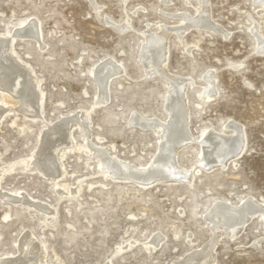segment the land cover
Segmentation results:
<instances>
[{
	"label": "rangeland",
	"instance_id": "rangeland-1",
	"mask_svg": "<svg viewBox=\"0 0 264 264\" xmlns=\"http://www.w3.org/2000/svg\"><path fill=\"white\" fill-rule=\"evenodd\" d=\"M257 1L208 0L212 24L226 36L211 29H192L180 38L173 31L167 37V71L191 82L185 100L194 142L176 156L178 167L191 171L190 183L159 181L142 189L114 181L103 176L96 159L83 150L68 152L61 161L64 176L58 183L73 188L79 182L76 197L60 198L47 178L13 171L4 175L1 188L45 202L55 213L46 217L0 200V255L15 253L17 238L29 231L45 244L47 264L108 260L111 264H172L210 241L212 230L204 216L216 201L227 200L233 206L245 196L264 201V55L250 32L256 24L257 35L264 39V9ZM198 2L0 0V34H14L22 22L37 21L41 45L16 37L13 52L38 83L43 120L55 123L88 112L91 144L100 139L117 159L144 166L157 154V135L130 124L131 118L136 113L165 121L168 86L145 72L140 58L143 32L146 26L155 34L159 26L186 24L183 17L196 16L202 6ZM109 58L122 73L109 80L107 102L93 107L99 90L92 71ZM209 74L214 82L210 91L215 93L206 99L203 92ZM230 121L242 127L245 151L225 169L206 172L199 165L197 138L204 129L229 135L231 130L224 128ZM42 126L40 120L20 114L2 121L0 169L31 154ZM82 135L77 128L71 132L78 149L85 145ZM218 231L215 264H264L261 218L248 221L233 239ZM157 235L162 237L159 247L146 250ZM126 245L130 246L114 254Z\"/></svg>",
	"mask_w": 264,
	"mask_h": 264
},
{
	"label": "bare ground",
	"instance_id": "bare-ground-1",
	"mask_svg": "<svg viewBox=\"0 0 264 264\" xmlns=\"http://www.w3.org/2000/svg\"><path fill=\"white\" fill-rule=\"evenodd\" d=\"M198 3L202 6L197 11L196 16L183 17L184 21H187L186 24L175 28L159 26L158 30L154 31L155 34H150L149 26H146L147 31L143 32L145 43L141 46L140 58L144 63L145 72L147 75L152 72L150 76L164 80L168 86L165 95V113L167 112L165 121L139 116L136 113L131 118L130 124L142 129H149L157 135V154L150 164L144 166H135L117 159L108 147L101 145L100 139H98L97 144H91L88 140L89 127L86 118L88 112L80 111L70 117H63L55 123H47L43 120L41 114L43 96L38 90V83L33 77L31 69L20 61L13 52L14 38L16 37L32 39L41 45L37 21L32 19L22 22L16 32H13L14 34L6 36L0 34V125L6 117L16 114L32 121L40 120L43 123L31 154L26 158H19L10 162L0 169V200L24 205L46 217L54 216V207L20 191H4L1 188V180L4 175L13 171L37 174L50 180L60 198H64L65 195L76 197L81 188L79 182L73 188L58 183L64 176L62 157L73 150H83L93 156L97 161L98 171L106 178L134 183L142 189L149 188L159 181L190 183L191 171L179 168L176 156L182 147L194 142L189 130V114L185 100V90L191 82L167 71L165 67L167 60L166 40L171 31L180 38L192 29H211L226 36L224 32L212 24L209 17L208 0H199ZM256 3L260 5L262 10L264 9V0H258ZM121 27L125 29V25H121ZM257 29L256 24H254L250 32L255 40H258L257 50L264 55V39H260L259 34L257 35ZM92 73L99 90L93 107L101 106L108 100L109 80L122 73V69L114 60L109 58ZM205 81L207 87L204 88L203 95L209 99L211 94L215 93V90L210 91L214 88L210 74L205 78ZM74 128H77L84 136L85 145L83 149H78L74 143L71 136ZM224 129L231 130V133L228 135L224 131L214 132L204 129L197 138L199 165L206 172L214 168L225 169L228 163L235 162L245 151V136L242 127L238 123L230 121ZM210 211L207 217L204 216L212 230L210 241L201 248L191 251L181 261L172 264H215L214 249L221 236L218 229L223 230L226 238L229 236L228 238L233 239L242 232L246 223L254 217L261 218L264 224V201H258L250 196L240 198L236 206L227 200L216 201ZM161 241L162 237L157 235L148 242V248L145 245L144 247L147 250L151 246L155 250ZM129 246L126 245L122 249L117 248L114 254L122 253V250ZM15 248V253H2L0 255V264H47L45 244L39 242L31 232H22L15 242ZM104 264H111V261L108 260Z\"/></svg>",
	"mask_w": 264,
	"mask_h": 264
}]
</instances>
